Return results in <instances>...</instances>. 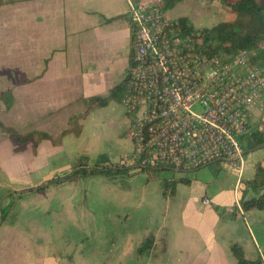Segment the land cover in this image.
Instances as JSON below:
<instances>
[{
	"label": "crops",
	"instance_id": "crops-1",
	"mask_svg": "<svg viewBox=\"0 0 264 264\" xmlns=\"http://www.w3.org/2000/svg\"><path fill=\"white\" fill-rule=\"evenodd\" d=\"M145 1L191 23L193 11L203 6L202 0ZM220 4L227 12L222 0ZM0 13L3 23L11 20L17 27L14 41L30 40L37 57L29 79L14 77L2 89L0 119L20 130L37 128L61 136L58 142L45 138L36 148L29 144L17 151L0 129V208L12 207L0 217V264H236L234 242L249 259L264 255V208L237 206L243 180L253 178L257 164L264 161V144L247 151L241 170L223 167L225 160H219L188 173H163L164 209L154 216L148 210L126 211L129 194L113 184L110 190L100 173L80 174L13 196L16 190L80 165L124 163V154L133 148L128 135L131 116L123 102L127 84L105 103L90 99L110 95L123 82L133 62L134 31L128 0H0ZM263 121L264 91L251 109L250 125ZM172 176L184 179L165 193L164 179ZM87 179L108 186H96L91 209ZM247 195L254 191L249 188ZM104 199L112 205L118 201L121 207L103 211ZM142 202L154 209L150 193ZM104 213L107 218H101ZM91 217H99L98 226L92 234H81V223L94 224ZM150 236L153 244L139 251ZM88 247L109 248L111 256L88 260Z\"/></svg>",
	"mask_w": 264,
	"mask_h": 264
},
{
	"label": "built area",
	"instance_id": "built-area-1",
	"mask_svg": "<svg viewBox=\"0 0 264 264\" xmlns=\"http://www.w3.org/2000/svg\"><path fill=\"white\" fill-rule=\"evenodd\" d=\"M128 4L134 49L123 102L133 148L124 163L193 170L225 160L243 169L251 109L264 91V41L211 54L201 31H184L162 6Z\"/></svg>",
	"mask_w": 264,
	"mask_h": 264
},
{
	"label": "trees",
	"instance_id": "trees-1",
	"mask_svg": "<svg viewBox=\"0 0 264 264\" xmlns=\"http://www.w3.org/2000/svg\"><path fill=\"white\" fill-rule=\"evenodd\" d=\"M168 0H165L167 2ZM170 1V0H169ZM232 13V17L221 20L212 26H203L198 30L201 31L203 39V49L208 53L215 54L220 51L232 53L240 48H259L264 41V3L259 0H222ZM181 27L184 31L195 29L194 25L187 17H179ZM197 30V29H196ZM264 56V53H262ZM133 63V62H132ZM129 74H126L123 82L116 86L110 95L101 96L95 95L91 97L93 103H105L110 96H113L120 89L124 88ZM0 129L9 134L10 140L17 151L24 150L29 144L34 148L39 142L45 138H51L54 142L60 141L61 136L53 137V135L45 130L33 128L28 130H20L12 124L6 123L0 119ZM246 151L252 150L264 144V121L258 125H250L246 136ZM132 166L125 163H94L93 165H80L72 169L67 174L58 175L40 183L36 186H31L26 189L16 190L12 195H19L25 192L40 190L48 184L58 183L80 174L117 173L124 170H130ZM148 168L147 166L142 169ZM153 168V167H152ZM156 169V168H154ZM179 179L174 176L164 179V192L174 191V186ZM244 187L240 196V203L244 209L264 208V161L256 166L255 176L250 179L243 180ZM254 191V195L248 196V189ZM1 198V195H0ZM12 209L11 205L8 208H0V217L5 218L6 214ZM154 237L147 238L139 247L142 251L153 244ZM232 253L235 255L236 264H262L264 263V255H259L258 258L249 259L242 245L238 243L231 244Z\"/></svg>",
	"mask_w": 264,
	"mask_h": 264
},
{
	"label": "rangeland",
	"instance_id": "rangeland-1",
	"mask_svg": "<svg viewBox=\"0 0 264 264\" xmlns=\"http://www.w3.org/2000/svg\"><path fill=\"white\" fill-rule=\"evenodd\" d=\"M203 6H201V10L193 11L195 18L192 19V23H194V27L199 29L203 27L202 25H212L213 23H217L220 20L227 19L233 15H231V11L228 9L227 12H224L220 7V1L214 2V0H202ZM205 1V2H204ZM201 11L205 13L213 12L212 15H203ZM5 17L2 13H0V93L2 89L8 84L12 82L14 77H19L23 80L29 79L31 76L30 68L35 63L37 57L33 53L31 48V41L28 39H20L19 41H14L13 37L15 35L16 26L11 22L5 24L2 22ZM197 26V27H196ZM200 26V27H198ZM19 46V49H15V44ZM12 46V47H11ZM11 47V49H9ZM1 132V130H0ZM5 143H3L4 146ZM223 167L226 165L230 166L228 161H224L221 164ZM132 171H140L137 173ZM130 170H124L117 173L107 174L106 172L100 173L103 175L104 179L110 182L109 188L112 190L111 186L115 185L119 192H123L124 194L128 193L129 196L126 197L128 204L125 202L123 208L126 211L131 212V214L135 213H146L147 210L150 211V214L153 212V216L159 213H162L165 204V197L162 195V183L161 179L163 178V173H170L172 169L158 168L154 169L152 167H148L146 169H137L135 167H131ZM189 171H180V173H188ZM179 173V171H178ZM86 175V174H84ZM117 175V176H115ZM161 176V177H160ZM166 176V175H164ZM86 177V176H83ZM95 177V176H94ZM98 177V176H97ZM96 179L90 180L87 179L86 186L88 187L87 194V206L89 209L93 206L94 201V191L96 186H102V189H107L108 186L104 184L106 181H95ZM91 181V182H89ZM113 184V185H111ZM115 186H113L115 188ZM152 198V203L154 209L150 208L147 203L142 202L145 194H149ZM119 201H121L119 197ZM103 211L111 208L121 207L118 204L112 205L109 202L106 203L104 199L101 203ZM150 208V209H149ZM157 209V210H156ZM154 210V211H153ZM94 211V210H93ZM95 216V215H94ZM101 218H107L106 213H104ZM94 219V224L81 223V230L83 229V235L92 234L93 227L97 225V219L99 217H91ZM86 225V226H85ZM98 226V225H97ZM110 244V241L106 243ZM105 244V245H106ZM86 256L88 260H95L96 258L99 260H108L111 256V252L109 248L105 247H88L86 249Z\"/></svg>",
	"mask_w": 264,
	"mask_h": 264
}]
</instances>
